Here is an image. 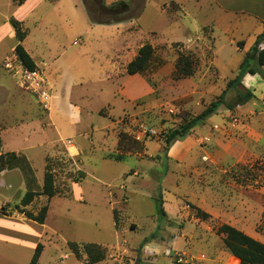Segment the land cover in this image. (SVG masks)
<instances>
[{
    "label": "rangeland",
    "instance_id": "1",
    "mask_svg": "<svg viewBox=\"0 0 264 264\" xmlns=\"http://www.w3.org/2000/svg\"><path fill=\"white\" fill-rule=\"evenodd\" d=\"M125 1L132 18L98 26L84 0H0L2 144L28 149L22 154L41 188L47 160L60 161L56 181L64 193L48 202L46 224L56 233L48 240L65 253L70 242L98 244L105 253L99 264H177V255L206 264L214 248H227L217 233L222 224L264 243V68L251 86L247 74L228 89L252 31L216 26L214 9L185 12L165 2L158 10L164 0H149L143 11L141 0ZM15 20L46 81L47 103L20 75ZM145 44L154 48L146 70L128 75ZM181 55L195 61L192 76L178 77ZM217 101L212 115L167 149L170 132ZM78 171L85 178L73 183ZM18 176L0 179V204L25 195ZM46 204L38 196L27 209L38 213ZM66 257L59 264H80Z\"/></svg>",
    "mask_w": 264,
    "mask_h": 264
},
{
    "label": "trees",
    "instance_id": "2",
    "mask_svg": "<svg viewBox=\"0 0 264 264\" xmlns=\"http://www.w3.org/2000/svg\"><path fill=\"white\" fill-rule=\"evenodd\" d=\"M15 1L18 5H22L26 0ZM84 2L93 24H114L133 17L132 15L126 16L130 11V7L125 0H120L119 2L112 4H107L105 0H84ZM21 25L22 22L16 20L13 22L16 39L18 41L15 47V52L25 69L35 71L37 70V65L22 45L27 37V33L21 28ZM262 44H264V32L257 37L250 51L246 54L240 65L236 78L228 84V89L240 84L247 74H261V69L264 68V48L262 49L260 47ZM153 53L154 48L152 45H143L139 49L138 55L128 64V75L133 76L143 73L149 64ZM193 62L195 61L189 55H181L179 59L181 67L179 65L177 67L179 78L192 76L194 74ZM252 63H254V66ZM225 93L226 91L223 95ZM219 103L220 101L213 102L202 114L184 123L179 129L170 132L165 140L167 149H169L175 141L185 138L198 123L212 115L216 111ZM2 145V139L0 137V173L6 170L19 169L25 179L26 193L19 204L13 207L6 204L0 208V211L3 214H13L16 212L39 224H44L49 210L48 202H50L53 197L64 193L63 189L58 186L56 181L57 174L55 167L60 161L54 162L53 158L47 160L44 182L41 188L37 183L34 170L28 158L24 154L14 151L3 153L1 150ZM67 159H70L71 161L73 160L70 157H67ZM84 178L85 173L83 171H78L77 174L69 177L73 183H78ZM38 196H45L47 204L42 206L38 213H34L33 211L28 210L27 206L31 205ZM158 201L160 205H162V199L160 198ZM201 215L205 219H211V215L206 212H202ZM217 233L223 236L225 245L229 251L240 260V264H264V243L243 231L226 224L220 225L217 228ZM68 245L70 250L78 258H82L81 250H83L86 256L91 258L92 264L98 263L105 258L103 248L98 244L90 243L79 245L76 242H70ZM42 250V245H38L31 260V264L38 263Z\"/></svg>",
    "mask_w": 264,
    "mask_h": 264
},
{
    "label": "crops",
    "instance_id": "3",
    "mask_svg": "<svg viewBox=\"0 0 264 264\" xmlns=\"http://www.w3.org/2000/svg\"><path fill=\"white\" fill-rule=\"evenodd\" d=\"M64 1L65 0H58L56 2L61 3L58 4V6H62ZM105 1L107 4H112L119 2L120 0ZM165 2H173L175 5L183 8L185 12L189 8H195V13H203L205 12V8H207L213 13L214 9L216 12V18L213 20V22L216 24V26H219V23H223L224 26H229L228 31H233L234 29L236 31L251 30L253 34L252 39L250 41L245 40L247 47L241 50L244 55L250 51L257 37L264 32V0H164L158 3V10L159 5ZM141 3V6H144L143 11H145L146 7H148L149 0H141ZM201 25H204V22L198 23V28H200ZM98 26L106 25L99 24ZM229 44H233L232 41H229ZM219 50H217L216 54L219 53ZM259 75L260 73L255 75L250 74L249 77L245 76V85L251 86L253 83L252 79L258 81L256 80V77H259ZM74 109H76V107H74ZM1 150L3 153L13 152L12 150L5 149L4 143ZM27 150L28 149H22L21 151L16 150L14 152L22 153V151L27 152ZM71 152H76V149L73 146L71 147ZM15 174L19 175L18 177H21L20 175L23 176L19 169L6 170L0 173V179L4 177H10ZM35 177L39 185V180L37 176ZM22 178L24 179V176ZM21 187L22 186L20 185L19 192L23 194V192L26 190L22 189ZM20 201L16 204H11L8 202L1 203L0 208L6 204L13 207L19 204ZM46 221L47 218L44 224H39L26 218L22 214L16 212L13 214H3L0 211V264H31V260L38 245H42L43 250L37 264H59V259H62L65 256H67L65 260L70 259V257H74L80 264H82L69 248V252L65 253L64 250L66 248L59 247L58 245L55 246L52 244L54 242L51 241V239L48 240V236L51 235L54 238L56 233L47 226ZM240 225L242 226V224ZM235 227L237 229L240 228V230L243 232L245 231L244 227H239V225H236ZM59 253L62 254L60 257L58 256ZM206 259L207 257H205V260ZM64 262L65 261H62L61 263L64 264ZM206 264H240V260L236 258L228 248H214L212 259H210V261Z\"/></svg>",
    "mask_w": 264,
    "mask_h": 264
},
{
    "label": "built area",
    "instance_id": "4",
    "mask_svg": "<svg viewBox=\"0 0 264 264\" xmlns=\"http://www.w3.org/2000/svg\"><path fill=\"white\" fill-rule=\"evenodd\" d=\"M20 62V75L24 79L25 84H27L28 88L31 87L33 90L37 91L40 94L43 102H49L50 96L48 93V89L46 86V81L42 77L39 71H29L24 68L23 64ZM5 67L9 70H14V64L12 61L8 60L5 64ZM46 86V87H45ZM177 264H189L187 260H185L184 256L177 255L175 257Z\"/></svg>",
    "mask_w": 264,
    "mask_h": 264
}]
</instances>
